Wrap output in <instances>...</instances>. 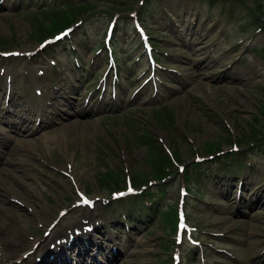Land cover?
<instances>
[{
    "label": "rangeland",
    "instance_id": "obj_1",
    "mask_svg": "<svg viewBox=\"0 0 264 264\" xmlns=\"http://www.w3.org/2000/svg\"><path fill=\"white\" fill-rule=\"evenodd\" d=\"M135 18L159 60L156 71L132 37ZM112 22L118 65L110 68L104 42ZM64 29L70 38L40 47ZM14 51L24 53L4 57ZM103 86H110L107 107ZM36 103L46 119H0V227L11 223L23 235L8 247L14 258L0 264H57L51 231L78 228L89 214L103 226L91 239L113 238L123 255L110 264H264V0H0V115L11 107L22 116ZM73 120L88 126H64ZM220 151H234L236 161L213 164ZM172 158L174 176L162 180ZM198 159L207 166L200 175L190 169L186 185L179 169ZM130 179L138 195L114 201ZM183 186L197 245L179 248L168 210L179 208ZM78 191L97 208L77 207ZM157 191L165 193L160 204L135 216L151 199L142 195ZM62 211L63 225L54 228ZM178 251L180 263L172 259Z\"/></svg>",
    "mask_w": 264,
    "mask_h": 264
},
{
    "label": "bare ground",
    "instance_id": "obj_2",
    "mask_svg": "<svg viewBox=\"0 0 264 264\" xmlns=\"http://www.w3.org/2000/svg\"><path fill=\"white\" fill-rule=\"evenodd\" d=\"M33 75L35 76L34 70H33ZM76 88H78V86H76ZM60 90H62V89H60ZM64 94L66 96L65 98H66L67 105L74 106L75 105V102H73L74 98L70 95V92L69 91H64ZM75 94H77V93H75ZM10 102H13V100L10 99L9 102H8V105H9ZM42 110H43V107L37 106L35 114L34 115H28L29 113H31V109L27 108L25 110V112L23 113V115L20 116L19 114L14 113V110L11 107H7L6 112L4 114L0 115V119L3 120L6 124H8V123L14 124V123L21 122L22 120L25 123H27V124H31L33 118H36V117H38L40 119L44 118V116L42 115ZM1 112H2V109L0 110V114H1ZM84 112L88 113V111H85V109H83V110L81 109L80 113H84ZM64 126L66 128H74V130H76V129H81V128L83 129V128L87 127L88 125L86 126V122L85 121L73 120V121H71L69 123L64 124ZM86 219L90 220V216H87ZM91 222H93L92 219H91ZM92 225H93V227L96 228L95 231H101L102 228H103V226L101 224L92 223ZM55 236H56V239L54 240V243H56V241L58 239H65V237L62 235V233H59V234H57ZM22 237H23V235L20 233L19 229L16 226H13L11 223L8 224L6 226V228L1 226L0 227V241H3L4 239H5V241L3 243L0 242V259L6 258L7 260H11V259L14 258L12 253H8V247L10 245H12V246L18 245L22 241ZM37 241H40V240L37 239L35 242H37ZM33 244H35V243H33ZM72 244H73V242H71L69 250H71ZM66 245H68V244H63L61 246V249H58V247L55 248L52 251V254L54 255V257L57 256L56 257L57 258V262L70 264V262L72 261L71 257H69V259H68V258H63V257L60 256L62 254H66V252L64 251V248H65ZM91 246H93L92 243L89 244V246H85L84 249L78 253L79 261H83L87 256L90 255V252L92 251V248H90ZM96 247H98V251L99 252H105V249L103 248V246H99L98 245ZM47 248L48 247L42 248L41 251H40V253L42 254L43 258H45V259L48 258V254L46 252ZM119 255H121V254H119ZM115 257H116V255H113L111 258H109L108 259V263L110 264L115 259ZM122 257H123V255H121V257L119 259L116 258L114 261H116V260L118 261ZM36 260L38 262H42V260L40 258H36ZM23 261H24V259H23ZM45 262H46V264H49L48 261H45ZM121 262H124V260L121 259Z\"/></svg>",
    "mask_w": 264,
    "mask_h": 264
},
{
    "label": "snow or ice",
    "instance_id": "obj_3",
    "mask_svg": "<svg viewBox=\"0 0 264 264\" xmlns=\"http://www.w3.org/2000/svg\"><path fill=\"white\" fill-rule=\"evenodd\" d=\"M67 33H65V35H66ZM57 39H60V37H57ZM129 191H131V189H129ZM85 203H88V201L87 200H85L84 201ZM179 242V241H178Z\"/></svg>",
    "mask_w": 264,
    "mask_h": 264
}]
</instances>
